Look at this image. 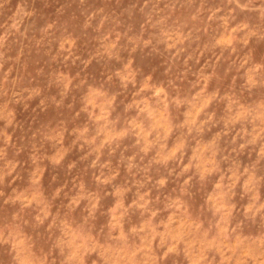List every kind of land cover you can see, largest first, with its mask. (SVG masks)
<instances>
[{
	"label": "rangeland",
	"instance_id": "374dc122",
	"mask_svg": "<svg viewBox=\"0 0 264 264\" xmlns=\"http://www.w3.org/2000/svg\"><path fill=\"white\" fill-rule=\"evenodd\" d=\"M0 264H264V0H0Z\"/></svg>",
	"mask_w": 264,
	"mask_h": 264
}]
</instances>
